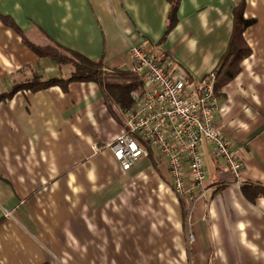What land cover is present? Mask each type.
<instances>
[{
  "label": "crops",
  "instance_id": "1",
  "mask_svg": "<svg viewBox=\"0 0 264 264\" xmlns=\"http://www.w3.org/2000/svg\"><path fill=\"white\" fill-rule=\"evenodd\" d=\"M240 1L179 0L166 33L169 0H0V91L32 72L42 80L70 75L69 65L39 56L22 38L101 60L107 70H128L127 47L141 46L195 83L225 51ZM243 4L242 17L254 19L242 32L250 53L214 95L213 121L243 162L239 182L208 142L199 148L205 191L195 200L171 190L156 151L121 170L108 145L124 131L127 108L105 100L93 81L18 90L0 102V264H64L53 260L39 201H77L86 230L98 211L122 200L130 182L145 179L159 193L168 191L170 201L139 202H152L157 215L109 214L132 224L116 232L122 239L109 244L111 251L152 257L144 264H264V0ZM169 254L175 260H166Z\"/></svg>",
  "mask_w": 264,
  "mask_h": 264
},
{
  "label": "built area",
  "instance_id": "2",
  "mask_svg": "<svg viewBox=\"0 0 264 264\" xmlns=\"http://www.w3.org/2000/svg\"><path fill=\"white\" fill-rule=\"evenodd\" d=\"M129 70L143 75L140 90L130 92L131 106L125 110L124 131L108 145L121 170L156 151L168 168L171 190L179 197L195 200L205 189V170L199 148L210 143L214 157L239 182L243 162L222 130L213 121L218 110L211 71L190 82L184 73L167 69L157 54L146 48L127 47Z\"/></svg>",
  "mask_w": 264,
  "mask_h": 264
},
{
  "label": "rangeland",
  "instance_id": "3",
  "mask_svg": "<svg viewBox=\"0 0 264 264\" xmlns=\"http://www.w3.org/2000/svg\"><path fill=\"white\" fill-rule=\"evenodd\" d=\"M35 73L40 75L38 72H32V76ZM15 83V81L8 83L9 86L4 91H8ZM4 91H0V93ZM12 95L5 97L0 102L12 97ZM155 189V183L152 180L130 182L123 191L122 200L114 202V206L107 212L106 210L103 213L98 211L99 213H96L97 223H87L89 228L87 227L86 230L83 229V224L77 220L79 216L77 201H39L43 204L40 208L44 209V215H47V234L51 237L52 247L57 252L54 254L53 260L64 264H144L146 261L148 262L149 259H152L149 255H123L111 251L109 244L122 239L119 236L116 237V232H121L119 229H126L129 224H124L120 220L115 222L108 219V216L113 214L115 218L125 220L128 217L136 219L137 216L144 213L157 215L159 213L158 207L152 202H149L151 204L149 206L140 204V201H170L171 194L168 191L164 194ZM90 215L93 219V212ZM128 223L131 222L128 221ZM134 223L138 224L136 220ZM110 233L113 235L109 236ZM176 256L173 254L166 255V260L173 261Z\"/></svg>",
  "mask_w": 264,
  "mask_h": 264
},
{
  "label": "trees",
  "instance_id": "4",
  "mask_svg": "<svg viewBox=\"0 0 264 264\" xmlns=\"http://www.w3.org/2000/svg\"><path fill=\"white\" fill-rule=\"evenodd\" d=\"M170 9L168 13L166 33L176 23V9L179 0H169ZM244 0L238 3L234 9L233 28L227 47L211 70L214 73L213 89L214 94L220 87L232 79L237 73L240 61L250 53V48L243 41L242 32L247 26L254 22V19H246L243 16ZM9 27L22 34L21 31L14 26L12 21L3 18ZM23 39V42L29 46L33 52L39 56L47 57L54 61L57 65H69L71 67L70 75L65 79L47 78L42 80L41 75L35 73L32 77L13 84L8 91L0 93V100L11 96L17 90H29L31 92L39 91L48 86L60 85L65 89L69 81H93L100 88L105 100L113 101L121 107L129 108L132 100H130V92L140 90L143 84V75L137 74L131 70H123L119 68L105 69L101 60H89L85 56L68 50L57 44L38 45ZM162 60V59H160ZM163 61V60H162Z\"/></svg>",
  "mask_w": 264,
  "mask_h": 264
}]
</instances>
